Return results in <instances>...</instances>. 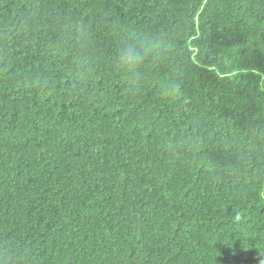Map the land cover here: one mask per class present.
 <instances>
[{"label": "trees", "instance_id": "trees-1", "mask_svg": "<svg viewBox=\"0 0 264 264\" xmlns=\"http://www.w3.org/2000/svg\"><path fill=\"white\" fill-rule=\"evenodd\" d=\"M261 250L264 0H0V264Z\"/></svg>", "mask_w": 264, "mask_h": 264}, {"label": "clouds", "instance_id": "clouds-1", "mask_svg": "<svg viewBox=\"0 0 264 264\" xmlns=\"http://www.w3.org/2000/svg\"><path fill=\"white\" fill-rule=\"evenodd\" d=\"M159 55L155 42L137 34L125 36L117 48L115 62L127 75L135 77L146 62ZM258 264H264V250L259 252Z\"/></svg>", "mask_w": 264, "mask_h": 264}]
</instances>
